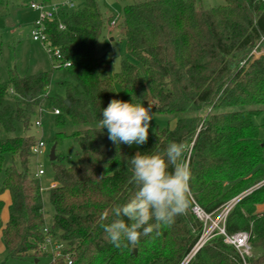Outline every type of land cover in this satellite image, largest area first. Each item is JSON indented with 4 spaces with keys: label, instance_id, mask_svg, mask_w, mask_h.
Masks as SVG:
<instances>
[{
    "label": "trees",
    "instance_id": "trees-1",
    "mask_svg": "<svg viewBox=\"0 0 264 264\" xmlns=\"http://www.w3.org/2000/svg\"><path fill=\"white\" fill-rule=\"evenodd\" d=\"M17 5V0H0V13L7 16ZM104 5L102 0H76V8L63 9L45 23L48 40L70 63L58 69L63 95L48 91L54 67L26 76L12 72L0 81V173L10 160L0 188V233L7 254L0 264L49 256L43 251L48 238L63 245L71 264H182L203 231L192 212L193 201L212 213L264 181V142L255 123L264 114V43L259 48L263 54L252 55L264 37V0H224L211 8L202 0H134L119 19L117 37L127 52L115 73L104 50L113 21ZM113 99L145 107L153 99L158 107L151 113L175 121V127L149 131L137 150L117 146L99 123ZM53 109L60 110L54 115L56 160H50L57 187L48 190L53 215L46 227L43 188L32 167L38 139L29 132L41 114ZM203 111L208 113L203 116ZM66 118L75 127L70 137L79 148L71 166L57 153L67 137ZM171 142L186 145L184 159L192 172L187 212L171 226H162L159 235L154 231L134 247L116 248L102 225L137 190L129 182L130 158L137 152L163 155ZM6 191L11 203L4 225L1 196ZM263 204L264 184L227 219V234L249 232L251 247L259 251L247 264H264V214L257 212ZM52 264L70 263L61 257ZM188 264L244 261L217 235Z\"/></svg>",
    "mask_w": 264,
    "mask_h": 264
},
{
    "label": "clouds",
    "instance_id": "clouds-1",
    "mask_svg": "<svg viewBox=\"0 0 264 264\" xmlns=\"http://www.w3.org/2000/svg\"><path fill=\"white\" fill-rule=\"evenodd\" d=\"M153 106L158 107L155 101L145 107L113 99L103 109L100 127L108 130V138L117 146L121 143L143 145L149 137ZM185 152V143L171 142L163 155L137 152L130 158L129 182L137 190L126 203L114 207V219L102 225L109 242L116 248L134 247L142 236L154 231L159 235L162 226H171L176 217L187 212L192 172L184 159ZM103 218H107V213Z\"/></svg>",
    "mask_w": 264,
    "mask_h": 264
},
{
    "label": "rangeland",
    "instance_id": "rangeland-1",
    "mask_svg": "<svg viewBox=\"0 0 264 264\" xmlns=\"http://www.w3.org/2000/svg\"><path fill=\"white\" fill-rule=\"evenodd\" d=\"M35 0H17V7L13 8L9 15L3 16L0 13V81H7L10 73L16 72L19 76L33 75L42 72L52 70L54 62L50 55L46 52L43 45L39 42L32 40L30 34L33 28V23L37 18V13L30 9V3ZM39 1V0H36ZM104 2V12L107 16H111L113 20L117 22L115 27L107 29L106 43L104 44V50L108 53V56L112 60V71L119 72L121 68L120 58L126 54L127 47L125 42L121 41L118 36V24L122 13V9L126 4L132 3L134 0H102ZM204 6L207 8L218 7L224 4V0H202ZM20 26V28L18 27ZM114 40H111V39ZM63 80V73L61 70L56 69L52 73L51 84L49 86V93L63 95V90L57 86L59 81ZM154 101L150 99V102ZM207 111H203L202 115L205 116ZM153 120L150 122L149 131L154 132L157 129L162 130L165 128L173 129L175 127V121L169 122L165 116L153 114ZM255 123L259 126L260 138L264 142V114L255 118ZM67 137L58 146L57 153L64 154L66 156L65 164L71 166L78 160L77 152L78 146L70 135L75 130L72 122L66 118V126L64 128ZM57 132L55 124V116L52 113H47L43 117V127L36 128L31 127L29 134H33L36 139L41 138L46 143L44 154L34 157L32 160V167L36 171L41 165L45 171V175L41 177V185L43 189L44 200V213L46 227H49L52 220L53 208L49 202L48 190L51 182L54 181L53 170L51 161L49 158L50 151L54 144H52L53 138ZM18 134L23 135L21 128H18ZM133 150L139 149L140 145L133 144L129 146ZM10 164V160L7 158L4 164V168L0 173V188L3 186L5 179V169ZM1 200L4 202V208L2 212V221L5 225L9 218V205L10 195L9 192H5L1 196ZM251 254L256 256L259 254L258 250L251 249ZM6 250L4 247L3 237L0 233V262L6 259ZM51 261L49 256L42 257L36 263L35 261L17 262L7 261V264H47ZM185 261V260H184ZM183 261V263H184ZM182 263V264H183Z\"/></svg>",
    "mask_w": 264,
    "mask_h": 264
},
{
    "label": "built area",
    "instance_id": "built-area-1",
    "mask_svg": "<svg viewBox=\"0 0 264 264\" xmlns=\"http://www.w3.org/2000/svg\"><path fill=\"white\" fill-rule=\"evenodd\" d=\"M76 8V0H53L52 3H43L39 1H32L30 3V9L37 13V18L33 23V28L31 31V38L35 42H39L43 45L46 52L52 58L54 62L53 67L55 69H64L70 66V63L65 62L61 50L53 45L49 40L47 35L45 34V23L47 20H52L54 16L63 9H74ZM117 22L113 20L109 24V29L115 27ZM20 28V26H18ZM60 29H64L61 25ZM264 43V37H262L261 41L256 45L252 55L259 56L263 54V50H260V46ZM45 110H42L44 112ZM53 115H60L59 109H53L49 111ZM43 117L41 114L35 121L34 126L36 128L43 127ZM46 148V143L39 138L34 145L32 152L35 157H38L44 154V149ZM46 173L42 169L41 165H39L36 177L40 178L44 176ZM264 184V181L256 184L255 186L249 188L244 193L232 198L230 201L225 203L219 209L212 213L206 212L202 207H200L196 202L193 201L192 212L195 217L201 221L203 224V231L201 236L196 243L193 250L187 256L183 264H188L190 260L196 255V253L203 248L211 239H213L217 235H221L224 237V241L226 244L234 247L239 254L241 255L244 264H247L246 259H249L251 254V245L250 238L251 234L249 232H238L233 235H229L226 232V223L227 219L235 208V206L247 195L251 194L254 190L258 189L260 186ZM57 184L53 181L51 182L50 188H56ZM44 189V188H43ZM264 213H259L262 216ZM63 245L52 241L51 239H46V242L43 247V251L49 254L51 261L47 264H52L56 259L64 257L71 264V256L69 254H63Z\"/></svg>",
    "mask_w": 264,
    "mask_h": 264
},
{
    "label": "water",
    "instance_id": "water-1",
    "mask_svg": "<svg viewBox=\"0 0 264 264\" xmlns=\"http://www.w3.org/2000/svg\"><path fill=\"white\" fill-rule=\"evenodd\" d=\"M67 104H69V102H66ZM55 150H56V146L54 145L50 151V160L51 161H55L56 160V154H55ZM133 253H136V250H133ZM36 263L38 262V260L35 261Z\"/></svg>",
    "mask_w": 264,
    "mask_h": 264
},
{
    "label": "crops",
    "instance_id": "crops-1",
    "mask_svg": "<svg viewBox=\"0 0 264 264\" xmlns=\"http://www.w3.org/2000/svg\"><path fill=\"white\" fill-rule=\"evenodd\" d=\"M111 40H114V39L112 38ZM10 202H11V201H10ZM257 212H258V214H259V213H264V204L258 206Z\"/></svg>",
    "mask_w": 264,
    "mask_h": 264
}]
</instances>
